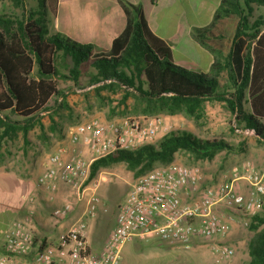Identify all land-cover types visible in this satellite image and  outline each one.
Masks as SVG:
<instances>
[{
  "label": "trees",
  "instance_id": "16d2710c",
  "mask_svg": "<svg viewBox=\"0 0 264 264\" xmlns=\"http://www.w3.org/2000/svg\"><path fill=\"white\" fill-rule=\"evenodd\" d=\"M10 1L23 11V0ZM35 1L37 9L25 15L0 16V150L3 141L18 132L26 142L27 133L39 124L51 100L62 97L63 103L64 93L58 89L56 78L77 84L88 67L95 72L90 85L109 81L108 87L126 91L123 100L134 92L148 108L157 105L169 114L196 117L206 101L222 103L234 115L237 126L264 141V18L249 19L252 6H264V0H220L210 24L192 30L195 42L215 56L206 72L176 65L173 50L152 32L143 10L124 0L120 5L126 25L110 49L101 53H96L91 44L51 33L48 17L55 16L58 0ZM220 24L231 27L230 33L225 34ZM222 48L227 49L223 62L216 55ZM223 71L227 73L225 87L218 80ZM245 102L248 110L244 109ZM230 151L232 147L222 140L171 132L156 145L116 151L94 161L89 181L101 168L119 164L137 178L174 162L178 153L194 161H211L218 153ZM248 226L254 232L248 243L249 264H264V214L252 217Z\"/></svg>",
  "mask_w": 264,
  "mask_h": 264
},
{
  "label": "built area",
  "instance_id": "2783aa9c",
  "mask_svg": "<svg viewBox=\"0 0 264 264\" xmlns=\"http://www.w3.org/2000/svg\"><path fill=\"white\" fill-rule=\"evenodd\" d=\"M166 132L160 117L138 115L113 122L82 115L78 123L68 127L63 141L42 159V171L36 179L37 189L47 194L49 202L61 188L72 196L53 209V218H64L79 202L81 214L54 245L39 246L30 228L36 211L32 195L27 200V217L9 224L0 264H14L16 257H31L29 264H119L122 249L132 239L157 238L189 250L194 239L210 240L229 232L233 217L229 215L228 221L222 222L219 209L248 217L261 212L264 172L260 174L247 164L242 170L233 168L222 183L205 187L197 169L171 162L140 175L129 185L113 230L101 252L93 254L87 229L97 216L99 183L89 181L91 164L116 151L156 145ZM242 183L247 187L246 194L240 191ZM210 251L214 264L234 255L223 245L212 244Z\"/></svg>",
  "mask_w": 264,
  "mask_h": 264
},
{
  "label": "rangeland",
  "instance_id": "374dc122",
  "mask_svg": "<svg viewBox=\"0 0 264 264\" xmlns=\"http://www.w3.org/2000/svg\"><path fill=\"white\" fill-rule=\"evenodd\" d=\"M23 2L22 11L15 8L10 0H0V16L15 18L25 15L26 11L37 9L35 0H23ZM260 17L264 18V6H252L250 21ZM51 19L50 15L48 21L50 22ZM219 26L225 34L230 33L231 27L227 28L226 24ZM48 28L52 33L50 23ZM206 51L210 52L207 49ZM220 52V54L216 52V55L223 62L227 49L222 48ZM210 53L214 61L215 56L212 52ZM185 68L196 70L191 66ZM60 71L67 75L64 69ZM93 74L95 72L92 68H85L77 84L69 79L56 78L58 89L64 93L63 103L60 104L56 100L49 102L48 111L44 115L47 126L42 124L43 117H40L39 124L34 125L27 133L26 142L23 141L20 132L15 137L4 140L2 148L6 147L5 155L13 158L18 156L23 160L31 155L33 157L42 155L41 159L44 158L51 150L52 139L63 140L68 127L78 123L84 114L99 116L113 122H121L127 117L145 114L164 120L167 128L165 135L185 131L203 140H222L232 147L233 151L218 153L211 161H194L183 153L175 155L174 162L197 169L201 173L205 187L222 183L229 177L233 168L242 170L247 164L254 171L263 174L264 141L259 140L251 131L237 126L234 122V115L222 103L206 101L196 117H190L184 113L169 114L157 105L148 108L134 92H129V96L123 100L126 92L123 88H110L106 82L90 85L89 81ZM218 80L223 87L228 84L226 71L219 75ZM244 109L248 110L247 102L244 103ZM50 125H53L51 131H49ZM135 179L133 172L128 170L124 164L101 168L96 174L94 180L99 183L96 220L99 221L101 235L99 234V243L94 246L97 250L99 249L98 252L102 250L105 240L113 230L118 207L128 193L129 185ZM242 184L240 191L246 194L247 187L244 183ZM262 201L263 206L259 214H264V196ZM218 214L222 222L228 221L229 215L233 217L231 223L229 222L231 228L224 236H217L210 240L194 239L189 250L177 249L157 238L148 241L132 239L122 249L119 264H214L210 251L212 244L223 245L234 251V255L221 264H249L248 243L254 236V232L248 228V225L252 217L232 213L227 209H219ZM27 258L31 260V257Z\"/></svg>",
  "mask_w": 264,
  "mask_h": 264
},
{
  "label": "crops",
  "instance_id": "0c3cea01",
  "mask_svg": "<svg viewBox=\"0 0 264 264\" xmlns=\"http://www.w3.org/2000/svg\"><path fill=\"white\" fill-rule=\"evenodd\" d=\"M120 1L58 0L56 14L49 22L52 33H60L80 44H91L96 53L106 52L126 25V15ZM124 1L143 10L152 32L167 42L173 50L176 65L183 68L191 66L196 72H206L210 69L213 56L195 42L192 30L210 24L220 0ZM55 100L61 103L62 97ZM46 113L47 111L40 117H43L42 124L47 126L44 119ZM52 127L53 125H50L49 131ZM62 141L53 138L49 153ZM5 153L6 147H3L0 150V256L5 254V235L9 224L15 220L23 221L27 217L30 208L27 200L32 195L35 196L36 211L30 228L36 243L39 246L54 245L79 217L82 203H75L71 212L64 218H53V209L71 196L69 191L61 188L55 194L53 202H49L47 194L36 187V179L42 171V155H31L23 160L18 156L8 157ZM115 222L116 217L112 228ZM98 224L96 218L88 223L87 238L93 254L101 252L94 246L99 243L101 235ZM13 263L29 264V258L16 257Z\"/></svg>",
  "mask_w": 264,
  "mask_h": 264
}]
</instances>
